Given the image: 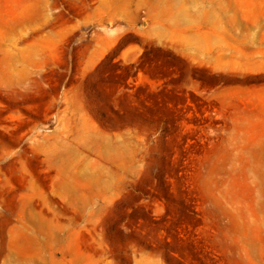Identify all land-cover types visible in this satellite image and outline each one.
I'll return each instance as SVG.
<instances>
[{"label": "rangeland", "instance_id": "374dc122", "mask_svg": "<svg viewBox=\"0 0 264 264\" xmlns=\"http://www.w3.org/2000/svg\"><path fill=\"white\" fill-rule=\"evenodd\" d=\"M0 264H264V0H0Z\"/></svg>", "mask_w": 264, "mask_h": 264}]
</instances>
